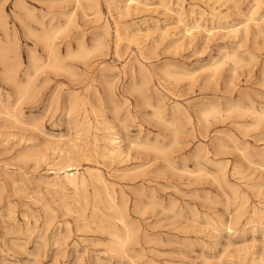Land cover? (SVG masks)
<instances>
[{
    "label": "rangeland",
    "instance_id": "obj_1",
    "mask_svg": "<svg viewBox=\"0 0 264 264\" xmlns=\"http://www.w3.org/2000/svg\"><path fill=\"white\" fill-rule=\"evenodd\" d=\"M135 1L0 0V264H264V0Z\"/></svg>",
    "mask_w": 264,
    "mask_h": 264
},
{
    "label": "bare ground",
    "instance_id": "obj_2",
    "mask_svg": "<svg viewBox=\"0 0 264 264\" xmlns=\"http://www.w3.org/2000/svg\"><path fill=\"white\" fill-rule=\"evenodd\" d=\"M129 1H133V0H129ZM135 1V0H134ZM163 2V1H162ZM135 3H136V1H135ZM129 5V4H128ZM119 14V13H118ZM251 19V18H250ZM240 26V25H239ZM232 27V26H231ZM244 27V26H243ZM247 27V26H246ZM229 30V29H228ZM231 30H232V28H231ZM54 32H55V30H54ZM54 32H53V34H54ZM228 32V31H227ZM57 34V33H56ZM228 34V33H227ZM38 35V34H37ZM39 37V36H38ZM42 39H43V41L45 42V44H46V47L48 48V50L51 52V54H52V57H53V59H52V65L54 66V67H59V61H58V55H56L55 54V44H54V42H53V38H52V36L50 35V34H45L43 37H42ZM13 40V39H12ZM45 47V48H46ZM47 48H46V50H47ZM101 49V48H100ZM60 58V57H59ZM8 59V58H7ZM6 60V59H5ZM49 60H50V58H49ZM18 61V60H17ZM62 61V60H61ZM4 65H5V63H4ZM7 66V65H6ZM13 66V65H12ZM16 67H17V65H16ZM15 67V68H16ZM17 69V68H16ZM5 71V70H4ZM13 72H14V69L12 70ZM6 73V72H5ZM15 75V74H14ZM13 76V75H12ZM8 77H9V75H8ZM11 77V76H10ZM14 78V77H13ZM9 79V78H8ZM10 80V79H9ZM8 80V81H9ZM13 80H15V78L13 79ZM20 81V80H19ZM20 84V83H19ZM17 85V84H16ZM15 87V86H14ZM23 92V91H22ZM207 112V111H206ZM209 113H210V111H209ZM115 141H117V140H115ZM76 147V146H75ZM68 150V149H67ZM70 151V150H69ZM113 152H115V151H113ZM84 153V152H83ZM96 153V152H95ZM78 157V156H77ZM72 161V160H71ZM70 163V162H69ZM95 168V167H94ZM88 169V168H87ZM87 169H86V171H87ZM72 170H74L73 168H70V166H69V170L68 171H72ZM97 170V169H96ZM87 172H89V171H87ZM67 174L66 175H64L65 177V180L69 183V184H71V185H74V186H77V185H79V184H85L84 182H85V179H84V177H80L79 176V174L77 173V172H74V173H71V174H69L68 172H66ZM94 173V172H93ZM101 173V172H100ZM101 175V174H100ZM58 176V175H57ZM97 177H99V176H97ZM96 177V178H97ZM94 178H95V175H94ZM100 180V179H99ZM98 181V180H97ZM99 182V181H98ZM93 184V183H92ZM93 187V186H92ZM83 190V189H82ZM98 191V190H97ZM121 201V200H120ZM125 201V200H124ZM73 202V201H72ZM81 203V202H80ZM65 204V203H64ZM67 205V204H66ZM81 205V204H80ZM99 205V204H98ZM68 206V205H67ZM110 207H111V205H110ZM83 208V207H82ZM99 208V207H98ZM112 208V207H111ZM117 208H119V207H117ZM96 210H97V208H96ZM120 212V211H119ZM94 214V213H93ZM261 214V213H260ZM81 215V214H80ZM95 215H96V213H95ZM261 216V215H260ZM82 218V217H81ZM255 220V219H254ZM254 222V221H253ZM127 228V227H126ZM114 230V229H113ZM127 230H129V229H127ZM130 232H132L131 230H130ZM114 233H116L115 231H114ZM112 235V234H111ZM116 235V234H115ZM119 236V235H118ZM127 236H129V235H127ZM116 238H118L117 237V235H116ZM126 241V240H125ZM117 243V242H116ZM118 243L119 244H121L122 243V241L118 238ZM126 244V243H125ZM121 245H119V247H120ZM118 249V248H117ZM117 251V250H116ZM125 253V252H124ZM125 258V257H124Z\"/></svg>",
    "mask_w": 264,
    "mask_h": 264
}]
</instances>
